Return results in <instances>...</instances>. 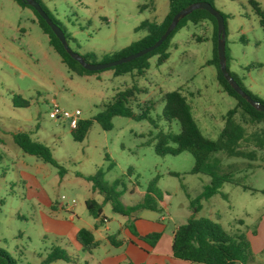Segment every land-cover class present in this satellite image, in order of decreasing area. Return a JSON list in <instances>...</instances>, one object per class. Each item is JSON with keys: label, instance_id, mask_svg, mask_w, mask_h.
<instances>
[{"label": "rangeland", "instance_id": "1", "mask_svg": "<svg viewBox=\"0 0 264 264\" xmlns=\"http://www.w3.org/2000/svg\"><path fill=\"white\" fill-rule=\"evenodd\" d=\"M40 1L52 19L71 36L70 48L80 55L93 54L98 60L142 39L144 32L136 28L143 21L162 22L169 14V0ZM249 1L215 0L214 5L227 16L229 71L241 87L264 102V30ZM254 1L264 9V0ZM213 38L211 22H187L171 39L169 58L159 64V56L151 57L150 69L141 76L135 73L114 77L112 70L78 76L69 72L50 46L49 37L40 28L31 8L22 7L14 0H0V249L16 264H86L89 253L75 242L69 230L72 224L75 232L95 226L96 220L86 207L87 200L102 205L103 215L109 219V223L99 224L101 232L122 239V234H118L121 226L135 223L114 213L111 205L104 203L103 195L91 194L92 183L77 176L94 175L98 171L104 173L108 184L122 181L119 191L125 206L141 202L149 183L158 178L162 210L136 214L154 221L165 217L162 224L168 231L186 223L189 214L218 219L231 234L239 230L254 231L264 219V194L261 193L264 191V149L242 143L244 149L257 152L256 161L213 154L211 159L220 160L218 173H231L239 186L225 184L221 189L225 198L216 195L195 203L196 208L201 205L196 213L191 202L200 197L211 178L190 173L195 165L190 153L156 155L154 146L147 144L148 134L154 130L148 121L115 117L110 131H104L94 122L83 142H76L68 122L52 120L49 116L51 103L56 101L67 110L79 109L82 119H92L119 92L136 86L138 90H134L130 99L133 110L139 113L150 107V116L157 120L160 130L179 133L180 125L176 121L167 123L161 115L164 95L180 89L203 134L217 140L225 126L224 116L236 108L237 101L223 92L216 67L207 64L214 57ZM15 97L28 101L30 106L15 108ZM17 120L33 128L32 137L48 146L53 158L66 170L62 184L58 183L57 168L21 150L20 161L26 162L27 174L5 159L2 151L9 152V146L18 148L13 140ZM245 128L249 136L259 126ZM37 181L51 202L40 198ZM72 200L76 204L70 212ZM50 203L56 208H51ZM96 237L100 238L99 233ZM55 247L64 249L72 261L47 263ZM93 252L98 259L123 250L107 244Z\"/></svg>", "mask_w": 264, "mask_h": 264}, {"label": "trees", "instance_id": "2", "mask_svg": "<svg viewBox=\"0 0 264 264\" xmlns=\"http://www.w3.org/2000/svg\"><path fill=\"white\" fill-rule=\"evenodd\" d=\"M22 7L31 8L38 17V24L42 31L49 37V44L61 58L62 63L67 67L69 72L78 76H86L100 73L90 72L85 70L79 62L74 60L65 50L63 44L53 33L52 29L46 21L31 7L25 0H14ZM37 1L43 10L52 19V16L45 9L40 0ZM209 3L215 8V0H169V14L162 22L145 20L137 28L136 31L145 33L144 37L128 47L123 48L118 52L110 55L99 57L93 54L82 55L84 59L93 64L107 63L119 60L126 56L135 54L147 47L154 45L161 36L165 33L170 25L173 17L181 10L188 8L196 3ZM254 13L258 16L260 26L264 30V9L254 0L249 1ZM223 15V14H222ZM225 21L227 16L223 15ZM53 20V19H52ZM57 25H61L53 20ZM209 21L213 24V42H214V57L208 61V65L215 66L217 69V79L225 92L230 97L237 101L235 109L230 110L224 116L225 126L222 129L219 138L212 140L206 137L199 125L197 124L190 104L187 98L183 95L180 89L166 93L164 95L165 106L162 111V118L167 123L171 124L176 121L180 125L179 133H165L159 129L157 120L150 116V107L142 109L136 113L130 106V99L134 96V90H138L136 86L130 89L119 92L114 100L107 104L103 111L95 115L92 119H81L75 129H71V135L76 142H83L94 122L100 125L104 131L113 129L112 120L115 117H125L135 121H148L153 131L148 134V145L154 146L156 155L160 157L178 156L182 153H190L195 161V165L191 170V174H203L211 178L210 183L204 187L200 197L191 202V207L199 211L201 205L196 208L195 203H200L202 200H209L216 195H225L221 193V189L225 184L238 185L231 173L219 174L218 169L220 160L218 158L211 159L215 153H223L230 158H243L255 160L257 152L249 151L243 148L242 143L248 142L255 149H264V112L258 111L250 105L241 95H239L231 87L228 81L224 78L220 71L218 58V25L216 19L205 10H195L187 17L182 19L177 28L171 33L168 39L153 52L144 55L135 61L122 64L110 69L114 77H121L129 74L141 76L150 69V59L154 56H159L158 63L161 64L169 58L168 47L173 36L185 26L187 22L198 24L200 22ZM62 28V27H61ZM63 29V28H62ZM66 39L69 42L71 36L63 29ZM229 70V69H228ZM230 72V71H229ZM230 75L238 82L236 77L230 72ZM239 83V82H238ZM240 85V83H239ZM243 88V87H242ZM243 90L251 96V98L264 105L256 95L243 88ZM15 108H28L30 103L23 100L21 97L13 99ZM237 117L241 118L239 121ZM246 125H257L258 129L254 130L249 136L247 135ZM33 133L19 132L14 134V141L24 154L36 157L45 164H50L58 169L60 178L66 174V170L53 158L51 149L45 144L36 141ZM1 159V156H0ZM256 161V160H255ZM92 183V190L104 196V203H109L114 213L124 217H131L140 211L149 210L158 212L160 208V193L157 188L158 178H154L148 185L147 191L143 196V200L134 206H125L121 201L122 192L119 191L121 180H116L108 184L104 180V173L98 171L94 175L77 174ZM243 189L249 188L242 186ZM257 192V190L250 189ZM124 192V190H123ZM264 194V191H261ZM86 207L94 219L103 222L102 205L94 200H87ZM242 223V222H241ZM240 223V224H241ZM133 235L139 236L133 226L129 227ZM160 234L151 233L143 237V240L150 245H154ZM77 242L83 249L89 253L95 250L100 243L95 239L91 230L81 229L76 235ZM113 245H116L110 240ZM172 253L176 259L188 261L192 264H256V256L251 249V243L247 237L246 231L239 230L235 234H231L225 230L218 219L213 220L206 217H196L192 215L185 224L180 225L174 234L172 243ZM65 261L71 262L72 257L67 254L64 249L55 247L51 250L46 262ZM0 264H16L10 255L0 249Z\"/></svg>", "mask_w": 264, "mask_h": 264}, {"label": "crops", "instance_id": "3", "mask_svg": "<svg viewBox=\"0 0 264 264\" xmlns=\"http://www.w3.org/2000/svg\"><path fill=\"white\" fill-rule=\"evenodd\" d=\"M16 122L17 125L16 127H14L15 134L19 132H30V131L32 132L33 128L29 124H24L19 120H17ZM9 147H10L9 152L2 151L1 149L2 153L5 156V159H8L9 162L12 163L14 167L18 168L19 171H23L24 174H27L26 162L22 160L20 161V158L23 157L20 154L21 149L19 147L18 148H12L11 146ZM65 179H66V174L64 175L63 178H60V176H58V183L62 184L65 181ZM36 184L39 186L37 193L40 196V198L44 197L50 200L51 202V199L48 193L46 192L45 188H43L40 185L39 181H37ZM90 191L92 195L98 193L92 190V184L90 185ZM161 204H163V202ZM51 206H52L51 208H56L55 205L51 204ZM74 208L75 206L70 208L69 211L73 212ZM191 216L192 215L190 214L188 215L187 221ZM103 217L105 218L103 222L101 221L100 223V221L95 219L96 224L93 227V229H88L93 232L95 239L100 243V245L93 251H100L104 245L108 244L118 250H123V252L120 254L108 253L107 255L98 259L94 258L93 251L91 253L88 252L89 256L87 258L85 257L86 264H192L191 262L188 261L176 259L173 256L172 253L173 238L176 229L180 225H176L172 231H168L165 225L162 224L165 221V217H161L159 220L154 221L153 219H151V217H142V216H138L137 214H133L131 217L128 218L129 220L135 223L132 226L136 229L139 236L133 235L129 229L130 226L124 224L123 226H121V231L118 232V234H122L123 236L122 239H118L117 237H115L114 234H103L101 232L99 226L102 224L109 223V219L105 215H103ZM78 231L79 230H77L76 232L74 231V225L72 224V227L69 230V232L76 243H78L76 240V235ZM109 231L110 228L107 227L106 232ZM96 233H99L100 238L96 237ZM151 233L160 234V238L153 246L143 240V237L145 235ZM246 234L251 243L252 252L256 256L257 259L256 264H264V219L260 220L254 231L251 232L248 231L246 232ZM110 240H112V242L116 245H113L110 242ZM80 247L82 246L80 245ZM92 259L93 261L91 262L90 260Z\"/></svg>", "mask_w": 264, "mask_h": 264}, {"label": "water", "instance_id": "4", "mask_svg": "<svg viewBox=\"0 0 264 264\" xmlns=\"http://www.w3.org/2000/svg\"><path fill=\"white\" fill-rule=\"evenodd\" d=\"M31 7H33L38 14L46 21V23L49 25V27L52 29L53 33L56 35V37L60 40V42L63 44L66 52L87 71L90 72H98L103 71L106 69H110L122 64H126L132 61H135L136 59L147 55L157 48H159L171 35V33L177 28L178 24L182 19L187 17L189 14H191L195 10H205L208 13H210L217 21L218 25V58H219V65H220V71L224 78L228 81V83L231 85V87L237 92L239 95H241L250 105L255 107L258 111L264 112V105L253 100L251 96H249L243 88L239 85V83L230 75V72L228 70L227 66V58H226V24H225V18L224 16L212 5L209 3H196L188 8H185L178 12L172 19L170 25L166 29L165 33L161 36V38L152 46L147 47L135 54L126 56L124 58H121L116 61L107 62V63H98L93 64L87 62L82 55H80L77 52H74L66 39V35L63 31V29L57 25L49 16L48 14L43 10L41 5L35 1V0H25Z\"/></svg>", "mask_w": 264, "mask_h": 264}, {"label": "built area", "instance_id": "5", "mask_svg": "<svg viewBox=\"0 0 264 264\" xmlns=\"http://www.w3.org/2000/svg\"><path fill=\"white\" fill-rule=\"evenodd\" d=\"M50 119L52 120H62L69 123L70 129H75L82 119V113L79 109L74 111L67 110L60 106L59 103L56 101H52L50 107ZM66 198L63 196L62 201L64 202ZM76 204L75 200H72L71 206L69 209L72 208ZM64 204L62 203L61 208H63Z\"/></svg>", "mask_w": 264, "mask_h": 264}]
</instances>
